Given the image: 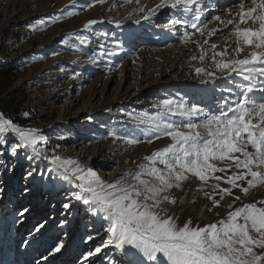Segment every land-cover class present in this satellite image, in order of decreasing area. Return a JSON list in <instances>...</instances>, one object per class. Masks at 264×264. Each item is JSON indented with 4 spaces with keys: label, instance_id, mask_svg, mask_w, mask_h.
I'll return each instance as SVG.
<instances>
[{
    "label": "rangeland",
    "instance_id": "374dc122",
    "mask_svg": "<svg viewBox=\"0 0 264 264\" xmlns=\"http://www.w3.org/2000/svg\"><path fill=\"white\" fill-rule=\"evenodd\" d=\"M159 3L0 0V65L11 67L15 74L3 97L13 98L18 92L27 97L15 115L26 125L5 118L40 130L45 138L40 147L46 155L79 159L111 182L147 163L145 157L171 143L162 135L157 139L148 125L138 123L139 118L163 115L155 107L161 100L170 98L205 112L234 108L247 81L215 67L210 45H217L216 53L230 45L227 58L237 55L234 38L229 35L232 26L223 28L213 17L228 19L229 9L234 13L241 7L250 8L252 0H200L202 19L210 22L209 28H221L210 37L207 30L202 36L192 29L191 14L172 8L170 3L150 19H142ZM172 19L189 23L173 25ZM90 20L97 23L85 28ZM186 32L191 36L187 42L183 39ZM115 41L121 42L120 48L115 47ZM201 45L207 53L204 61L199 59ZM249 51L245 48L239 58ZM196 67L214 71L215 76L198 75ZM256 83L259 86L261 80ZM252 95L258 99L264 93ZM169 119L199 124L203 117ZM132 138L139 142L129 143ZM16 142L12 134H0V264H127L114 247H104L107 223L71 196L78 189L60 177L48 160L29 159L30 150L21 147L12 155L10 148ZM234 171L233 167L227 174ZM212 183L205 186L189 175L181 188L171 190L177 203L163 207L180 225L191 218L193 224L203 227L226 217L230 204L235 208L264 200V185H259L247 195L233 189V195L224 196L214 207L204 195L205 191L212 193ZM242 183L246 186V181ZM235 196L241 199L233 204ZM215 199L220 200V195ZM25 208L30 212L21 215ZM40 224L45 226L37 232ZM89 236L93 239L88 240ZM60 241L63 247L55 252ZM97 246L102 247L101 253L87 257Z\"/></svg>",
    "mask_w": 264,
    "mask_h": 264
},
{
    "label": "snow or ice",
    "instance_id": "6c2138e0",
    "mask_svg": "<svg viewBox=\"0 0 264 264\" xmlns=\"http://www.w3.org/2000/svg\"><path fill=\"white\" fill-rule=\"evenodd\" d=\"M169 3L172 8L179 7L190 13L189 26L202 36L205 30L209 37L221 30L219 27L209 28L210 22L202 19L204 12L199 7L200 0H160L142 19H150L159 8ZM252 4V7H241L234 13L229 9L228 19L219 15L213 17L223 28L232 26L229 35L234 38L232 42L236 44L234 51L237 55L234 59L227 58L230 45L219 53L214 51L217 45H210L215 67L247 81L241 86V98L235 107H229L227 111L205 112L203 108L189 107L170 98L161 100L155 107L161 109L163 115L156 119L139 118L138 123L148 125L157 139L162 135L170 138L171 143L145 157L147 163L114 181H105L79 159L46 155L44 148L40 147L45 140L40 130L22 127L0 112V134H12L17 140L10 148L11 154L15 156L22 147L31 151L29 159L48 160L60 177L78 189L72 191L71 196L82 201L107 223L108 238L104 247H114L123 254L127 264H264V200L243 203L235 208L230 204L231 210L226 217L203 227L193 224L191 218L180 225L177 217L163 207L165 203H177L176 197L170 195L171 190L181 188L189 175L198 178L205 186L214 181L212 193L204 192L214 207L220 205L224 196L233 195V189H240L247 195L250 189L264 185V95L258 99L252 95L256 91L264 93V0H252ZM96 23V20H90L84 27ZM116 23L119 25L120 21ZM170 23L185 25L189 22L172 19ZM190 38L186 32L185 42ZM204 43L207 44L208 40ZM114 44L116 48L121 47L119 41ZM245 48L250 50L249 54L239 58ZM201 50L199 59L204 61L207 53L203 45ZM217 56L221 59L217 60ZM195 71L209 78L215 76L214 71L203 67H196ZM258 78L261 80L259 86L256 83ZM170 116H202L203 119L197 124L190 120L176 122L170 120ZM128 142L136 144L139 141L132 138ZM233 167L236 171L228 175V170ZM218 172L225 175H216ZM32 174V171L28 172L29 176ZM129 180L134 182L129 183ZM221 181L229 187H222ZM245 181L246 186L242 183ZM216 195L221 199H215ZM240 199L235 196L233 204ZM27 211L25 208L24 212ZM44 226L40 224L36 231ZM62 247L63 241H60L54 251L59 252ZM101 251L102 247L97 246L87 253V257Z\"/></svg>",
    "mask_w": 264,
    "mask_h": 264
},
{
    "label": "trees",
    "instance_id": "16d2710c",
    "mask_svg": "<svg viewBox=\"0 0 264 264\" xmlns=\"http://www.w3.org/2000/svg\"><path fill=\"white\" fill-rule=\"evenodd\" d=\"M14 76L15 74L11 67L0 65V109L5 116L15 119V122L21 125H26L27 122L25 120H21L20 117L15 118V115L20 112L24 102L27 100L26 95L19 96L21 93L18 92L16 95L14 94L13 98L3 97V94L11 88Z\"/></svg>",
    "mask_w": 264,
    "mask_h": 264
},
{
    "label": "bare ground",
    "instance_id": "6f19581e",
    "mask_svg": "<svg viewBox=\"0 0 264 264\" xmlns=\"http://www.w3.org/2000/svg\"><path fill=\"white\" fill-rule=\"evenodd\" d=\"M28 212H30V208L28 209V211H27V212H25V213H23V214H26V213H28Z\"/></svg>",
    "mask_w": 264,
    "mask_h": 264
}]
</instances>
